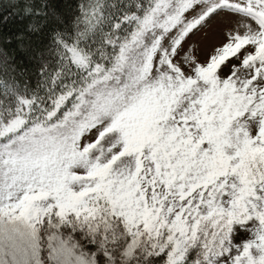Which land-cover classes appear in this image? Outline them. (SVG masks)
Listing matches in <instances>:
<instances>
[{"label":"snow or ice","instance_id":"6c2138e0","mask_svg":"<svg viewBox=\"0 0 264 264\" xmlns=\"http://www.w3.org/2000/svg\"><path fill=\"white\" fill-rule=\"evenodd\" d=\"M0 264H264V0H0Z\"/></svg>","mask_w":264,"mask_h":264}]
</instances>
